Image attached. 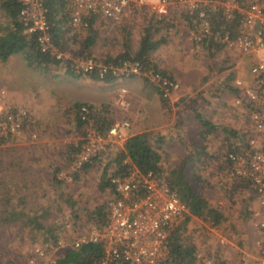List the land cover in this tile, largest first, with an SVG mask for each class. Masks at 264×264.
I'll return each instance as SVG.
<instances>
[{
	"label": "built area",
	"instance_id": "obj_1",
	"mask_svg": "<svg viewBox=\"0 0 264 264\" xmlns=\"http://www.w3.org/2000/svg\"><path fill=\"white\" fill-rule=\"evenodd\" d=\"M16 1V17L22 25V32L34 34L36 49L58 64L68 65L72 73L86 75L96 69L99 77L106 70L114 77L140 76L152 83L164 99L180 90L178 82L152 67H142L137 61L123 60L112 65L92 56L63 52L54 45L43 0ZM68 8L69 22L74 29L87 28L89 18L118 23L124 18L145 13L149 15L147 18L152 17L151 21H169L167 15L172 10L179 18H188L186 34L182 36L195 45L211 39L244 55L264 49V0H68ZM217 13L226 21L237 17V31L233 37L213 26L211 17ZM248 73L251 85L244 91H237L238 96L244 99L247 111L244 115L250 119L253 136L254 133H264V54L250 63ZM234 85L236 88L241 85L237 78H234ZM120 93L123 94L124 90ZM239 101L240 98H235V103ZM118 104L125 107L127 102L121 98ZM73 114L81 123V135L75 144L77 151L68 165L54 173V178L65 184L72 182L75 170L116 144L120 131L129 127L126 120L97 126L91 108L86 104H79ZM25 118L24 110L0 108V138L18 134ZM243 133L246 136L245 147H239L236 152L226 151L224 157L227 179L247 185L245 188L252 196L254 205L249 210L251 248L220 237L218 241L228 243L237 251L239 264H264V149L252 150V136L247 137V130ZM241 135L239 132L236 137ZM109 183L111 198L104 203L105 223L99 228L92 224L88 230L76 232L67 247L77 249L87 242L99 244L101 256L93 264H159L167 255L169 230L189 212L166 182L150 172L141 173L130 167L122 176H111ZM190 217L193 218L192 215ZM62 227L68 228L69 224L63 222ZM205 227L215 233L213 227ZM54 244L61 246L59 241L51 245ZM43 255V247H35L26 264H42L40 259ZM197 256L201 255L197 253ZM200 264L219 262L210 255L202 258Z\"/></svg>",
	"mask_w": 264,
	"mask_h": 264
},
{
	"label": "rangeland",
	"instance_id": "obj_2",
	"mask_svg": "<svg viewBox=\"0 0 264 264\" xmlns=\"http://www.w3.org/2000/svg\"><path fill=\"white\" fill-rule=\"evenodd\" d=\"M129 16L131 15L126 17ZM148 16V13L143 16H131L118 23L93 18L90 32L89 28L74 29L68 20L67 28L60 37L59 48L68 54L78 55L82 50L83 41L93 33L94 43L87 49L88 56L100 60L106 54L115 55L123 49L132 52L147 26L146 23L149 20L148 24L154 22L147 18ZM1 22L6 21L4 19ZM155 23L157 25L153 26V29L156 27V31L152 35L153 38L157 40L164 38L166 32L167 36L176 35V42L174 40L170 43L172 47L175 46L178 50V46H186L182 45L184 41L180 40L173 24L170 27L171 31H168L165 30V23L159 21ZM171 36L167 38L169 42ZM164 41H166L165 38L162 42ZM205 46H201L202 49L197 53L192 52V54L194 53L193 57L195 56L193 59L197 58L200 61L198 64L201 63L203 74L197 78L199 82H196V86L189 88L191 90L189 95L186 98L185 96L181 98V102H185L189 115L196 120L194 121L192 118L186 120L185 132H182V128L179 126L181 119L184 118V113L182 117H179L176 112V104H168L172 108L170 114L174 124L169 123L164 129L156 126L150 128L144 126L142 131L157 133L163 137V143L159 149L161 152L160 178L168 176L169 171L173 168L181 167L183 175L193 191L205 198L210 206L220 210L226 217V221L213 227L215 233H211V230L209 231L205 227L208 226L206 223L193 217L186 223L185 233L190 234L198 245L199 252L205 257L209 256V253L214 256L215 253H218V256L215 257L219 264H239L237 251L228 243L218 241V237L231 243H238L242 247L251 248L252 230L249 224V210L254 203L250 191L245 188L247 185L227 179L224 154L229 149L239 150V147H245L246 136H244L243 130H247L249 138L252 136V130L250 129V119L244 115V107L241 106L244 99L238 96L243 100L234 103L235 98L233 96L230 98L224 88L227 84L231 85L232 79L234 81L233 75L230 78L232 71L235 70L231 66L233 57L239 56L238 59L242 57V68H244V59L247 61V57H249L248 61L251 63L253 53L244 56L235 52L234 55V51L226 46L208 52ZM263 50L258 51V55L255 54L256 59L263 55L261 54L264 53ZM151 53H156V51ZM161 54H165V51H162ZM42 66L46 65H35V68L38 71ZM47 66L65 69L61 64H47ZM248 66L245 67L244 72H241V68L238 69V78L242 82L249 81ZM155 69L161 71L158 66ZM125 78H130V76L123 77V79ZM201 81L204 83L202 89L199 88L202 85ZM180 89H182L181 86ZM200 92L201 94L198 95ZM124 94L121 98L127 102L128 106L129 100ZM194 100L196 101L193 102ZM127 106L123 108H127ZM193 107H195L194 111L191 110ZM0 108L10 109L1 101ZM107 112L110 113V109ZM197 116L210 120L214 128L205 131V128L198 122ZM114 119L117 121L126 120L130 126V121L127 118L114 115ZM229 130H233L237 134L241 132L242 135L232 137ZM123 131L126 132V130ZM11 136L14 135H6L4 142L0 143V194L3 199H6L4 204L0 201V264H26V259L38 246H42L44 249L40 263L51 264L68 249L67 244L76 232L85 231L91 227L92 224H86L83 221L86 219L85 210L81 208H92L95 205L104 204L111 198L108 188L98 189L97 187L100 170L103 164L112 158L115 148H119L124 139L104 152L101 164L97 167L89 166L84 172H79L67 186L51 185L49 190L43 187L44 191L36 194L32 191V186L27 187L31 192L26 193L21 190L22 186H19V182L24 180L23 171L18 170L19 165L14 161V158L22 151L17 147L16 142H10ZM252 140V150L264 149V133H254ZM120 143L121 145H119ZM249 149L250 146L247 150ZM110 167L108 171L111 170ZM66 192L68 195L65 194ZM67 196L74 199L76 203L70 205L71 200L65 199ZM10 210L13 212H9ZM18 213H22V215ZM75 213L78 217H75ZM34 218H37L41 228L38 229L32 225ZM2 220L5 222H1ZM63 222H67L69 227L57 229L59 228L57 224H63ZM47 233L49 236L47 240H44ZM53 235L61 246L51 245L53 244L51 239Z\"/></svg>",
	"mask_w": 264,
	"mask_h": 264
},
{
	"label": "crops",
	"instance_id": "obj_3",
	"mask_svg": "<svg viewBox=\"0 0 264 264\" xmlns=\"http://www.w3.org/2000/svg\"><path fill=\"white\" fill-rule=\"evenodd\" d=\"M0 16L1 34L5 27L10 24L9 18L1 9ZM150 18L152 19V17ZM167 18L170 20L159 22L165 23V30L168 31H171L170 27L173 24L180 40L184 41L182 45H186L178 46V50L175 46L172 47L170 43L174 40L176 42V35L167 36L165 32L163 37L166 41L160 43L152 51H156V53H150V59L156 66L155 68L158 66L161 70L157 69V71L178 82L182 88L172 92L169 99L160 97L156 87L140 76H130V78L125 79L115 77L114 80L105 82L91 79L83 74L73 73L74 75H72L60 67L51 68L46 65L45 68H39L37 71L35 66L27 64L22 53L10 54L4 61H0V101L10 109L26 112V118L20 132L12 134L14 136L10 137V142H16L17 147L22 151L14 158V161L19 165L18 170L23 171L24 180L19 182L23 192H31L27 188L29 186L33 187L32 191L36 194L43 192V187L49 190L53 185L54 171L58 168H64L71 160L73 154L70 146L75 145L81 135V128L72 119L73 106L79 103L93 105L95 108L104 107L103 113L111 119V122L118 119L115 120L114 115L115 117L127 118L130 121V126L124 129L126 132L120 131L121 136L118 137L116 144L128 135L142 132L144 126L148 128L156 126L164 129L169 123L173 125L170 114L172 108L168 104H176V112L179 117H182L184 113V118L181 119L179 127L182 128V132H185L186 120L189 118L194 120V118L189 115L185 102H181V98L184 96L186 98L189 95L191 91L189 88L195 87L197 78L203 74L201 63L198 64L200 61L197 58L193 59L194 53L202 49L203 43L195 45L182 36L183 33L186 34L187 17H182V20L170 10ZM4 19L6 22H1ZM169 36H171L170 42L167 39ZM162 51H165V54L162 55ZM232 51H234V55L235 52L238 55H244L235 50ZM192 52L194 53L192 54ZM255 54L258 55L259 52L253 53L251 63L256 60ZM238 57H233L231 66L235 70L232 71V74L234 73L233 77L239 79L241 83L237 88L238 91H244L251 85L252 79L248 73L249 81L242 82L238 78V69L241 68V72L245 70L249 63V57H247V61L244 59V68H242V57L239 59ZM201 82L200 89L204 87L203 81ZM225 86L235 87L233 79L231 85ZM122 89L125 97L129 100L128 106L126 105L127 108L118 104L122 97L120 93ZM224 91L230 98L232 97L230 91L225 88ZM200 94L201 92L198 95ZM241 106L245 107V103L242 102ZM108 109H110V113L107 112ZM191 110L194 111L195 107ZM114 111L115 114H113ZM243 111L244 113L247 112L245 109ZM157 132L160 133L161 131ZM57 225L59 227L57 229L62 227L61 223Z\"/></svg>",
	"mask_w": 264,
	"mask_h": 264
},
{
	"label": "trees",
	"instance_id": "obj_4",
	"mask_svg": "<svg viewBox=\"0 0 264 264\" xmlns=\"http://www.w3.org/2000/svg\"><path fill=\"white\" fill-rule=\"evenodd\" d=\"M43 2L46 20L49 25L54 45L59 47L61 34L67 28V21L69 20L68 0H43ZM0 9L6 13L10 24L6 26L3 32L0 34V61H4L10 54L22 53L28 65H55L59 63L58 61L50 58L48 55L40 53L36 49L34 34L22 32V25L16 17L18 11V3L16 0H2L0 2ZM92 20L93 18H89L88 21L87 28H89V32L91 31L90 26ZM211 20L213 26L219 27L222 33L227 32L230 38L233 37L234 33L237 31V17L226 21L222 17L220 18V14L217 13L211 17ZM148 22L146 23L147 26L139 38L136 48L132 52L123 49L121 52L115 55H104L100 61L104 64L111 63L112 65H117L123 60L137 61L144 68L152 67L155 69L156 66L150 59V53L157 48L164 38H160L159 40L153 38V32L156 31V27L153 29V26H156L157 24L155 22H153V24H148ZM93 43L94 39L92 33L83 41L82 50L79 52V55H88L86 54V52H88L87 49L93 45ZM204 45H206L205 47H207L208 52L216 51L223 46V44L215 43L211 39H209L207 43L203 42L202 46ZM42 67L45 68L44 66ZM64 67L66 69L65 72L74 75L70 71L68 65ZM86 75L91 79L105 82H110L115 78L109 70H106L101 77L98 76L96 69L92 70ZM232 75L233 74L231 73V77ZM225 89L230 91L234 98H238L237 88L226 86ZM79 104L73 106V113H75V110ZM86 105L91 108L94 122L97 126L101 127L105 124L109 125L112 123L111 119L109 117L106 118V115H104V107H101V109L100 107L95 108L93 105ZM72 119L79 127L81 126V123L76 115L73 114ZM197 119L199 123L205 128V131H209L214 128L213 124L208 120L199 116H197ZM229 131H231L230 134L232 137L237 136L235 131ZM4 140L5 138L1 137L0 143ZM162 143L163 137L157 133L153 134V132L142 131L128 135L123 140L122 145L119 148H115L112 158L103 164L97 184L98 189H109V178L111 176L124 175L127 172V169L130 167L136 168L141 173L150 172L154 176L160 177L161 152L159 149ZM70 147L73 154L70 160L72 161L76 154L77 146L71 145ZM109 148L110 147H107L106 150ZM229 151L236 152L238 149H229ZM104 152H102L98 157L92 158L83 164L79 169L75 170L72 175V180L77 177L79 172H84L87 167H97L99 164H101ZM69 162L66 165H68ZM109 167L111 168L110 171H108ZM59 169L60 168L56 169L54 173ZM161 177L168 185V188L174 192L178 200L185 206L189 212V215H185L184 218L179 220L169 230L166 237L167 255L163 260L160 261L159 264H200L202 258H205V256L199 252L198 245L192 239L190 234L187 235L185 233V225L191 219L190 215L200 219L201 222L206 223L210 227H217L219 223L226 221V217L220 210L210 206L205 198L193 191L188 181L185 179L181 167L173 168L169 171L168 176ZM53 185L67 186L68 184L63 183L61 180L55 179L53 176ZM65 194L68 195L67 192ZM0 196V201L4 204L6 199L2 198V194H0ZM68 197L69 196L65 197V199ZM68 199L71 200L69 204L73 205L75 200L72 198ZM81 209L85 210L86 219H83V221L86 222V224H93L95 227L99 228L105 223L106 215L104 204L95 205L92 208ZM9 212L13 211L10 210ZM18 214L22 215V213ZM75 217H78L77 213H75ZM33 221L34 222L32 225L38 229L41 228V224L38 222L37 218H34ZM1 222L5 221L2 220ZM47 234L48 235L44 238V240H47L49 233ZM54 236L55 235L51 237L53 243L56 241ZM198 252L201 255L200 257L197 256ZM215 254V256H218V253ZM100 256L101 250L99 244L87 242L82 244L77 249L68 247V249L60 254L51 264H93L100 258Z\"/></svg>",
	"mask_w": 264,
	"mask_h": 264
}]
</instances>
